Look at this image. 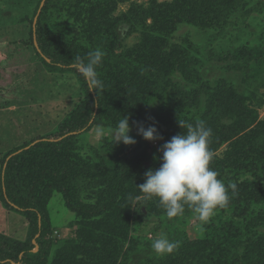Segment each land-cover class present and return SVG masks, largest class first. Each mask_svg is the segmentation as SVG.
<instances>
[{
	"label": "trees",
	"instance_id": "obj_1",
	"mask_svg": "<svg viewBox=\"0 0 264 264\" xmlns=\"http://www.w3.org/2000/svg\"><path fill=\"white\" fill-rule=\"evenodd\" d=\"M58 3L39 0L28 31L25 27L19 30L23 34L21 43L15 44L12 38L4 43L7 47L0 45L1 54L5 55L3 49L9 53L4 57L7 66L18 55L20 60L12 66L35 64L58 75L57 81L59 76H74L82 97L51 133L24 140L0 158V203L4 209L21 214L27 225L24 241L0 232V264H44L51 249L55 264H131L137 251L152 244L141 235L145 218L140 206L159 223L196 217L185 206L182 216L169 219L158 198L143 199L138 187L145 182L148 169L160 167V153L145 147L129 158V148L122 142H112L109 134L94 144L87 138L97 126H102L105 134L110 132L124 115L129 118L130 128L143 127L142 113L148 104H154V119L161 127L156 128L155 135L166 142L185 131L179 121L187 125L195 124L197 119L212 129V153L223 142L235 138L227 155L222 159L214 157L210 167L226 186L234 183L237 187L235 195L229 189L228 205L198 227L201 238L179 241L175 256L137 259L134 264H264V232L257 231L264 226V216L257 221L260 211L256 212L264 204V121L257 123V109L263 100L256 98L252 102L255 88L258 90L264 82V23H258L252 32L249 23L246 31L238 35V40L243 41L252 37L257 43L254 46L245 43L233 51V47H226L218 52L219 62H227L229 77L242 76V86L238 88L225 79L213 89L203 82L198 70L210 65L212 56L204 58L201 49L210 42L204 47L189 39L179 44L171 42L180 26L211 32L213 39L225 38L234 17L244 20L255 11L264 16V1L256 2L259 8L254 10L255 4L247 0H171L142 16L123 15L107 30L111 36L108 43L93 44H83L84 40L76 43L75 38L68 41L49 28L50 20L45 14ZM0 6L10 5L4 1ZM9 11L11 8L6 10L8 14ZM20 17H12L11 23ZM97 17L94 20L98 21ZM147 17H152L149 25ZM125 26H130L128 31L140 26L143 33L136 57L128 56L120 62L109 44ZM96 48L105 53L97 68L104 87L97 92L88 91L83 77L73 67L77 56L86 61L87 53ZM175 73L181 74L184 86L174 89L170 78ZM250 80L254 86L248 84ZM256 80L259 84L255 85ZM20 85L18 95L27 90V86ZM146 162L150 164L144 167ZM55 193L61 195L65 208L75 214L77 221L73 235L63 239L54 236L48 212ZM136 198L140 200L134 203ZM259 237L260 244L255 240Z\"/></svg>",
	"mask_w": 264,
	"mask_h": 264
},
{
	"label": "rangeland",
	"instance_id": "obj_2",
	"mask_svg": "<svg viewBox=\"0 0 264 264\" xmlns=\"http://www.w3.org/2000/svg\"><path fill=\"white\" fill-rule=\"evenodd\" d=\"M4 1L10 6L5 8L0 6V45L3 48L7 47L4 43L7 44V40L9 41L12 38H15V44L21 43L22 39L20 38L23 37V34H21L19 30H21V27H25L28 31L30 27L29 19L31 18L33 10L39 0H0V4ZM58 1V6L55 8L53 5V7L45 14V16L50 20L48 21L50 22L49 28L52 31L57 32L58 36L62 35L65 37L68 41L75 38L76 43H81L84 40L82 42L83 44L88 42L93 44L97 41H109L111 36L107 33V30L110 29V25L113 24L116 19H120L123 15L127 14L126 16H129V13H133L140 14V16H142L145 14L144 12L150 13L155 9V7H157V5L170 2L171 0ZM247 1H249L252 5L256 2L264 0ZM10 8L12 12L9 11L10 13L8 14L6 10ZM252 8L257 10L259 7L255 4ZM256 12L259 11L253 12L249 18L244 20L240 16L234 17L228 27L229 29L225 38H221L219 36L216 39H213L211 32H204L188 26H180L175 34L172 35L171 42L179 44L183 40L189 39L194 44H199L201 46H203L206 42H210L205 44V47L203 46L204 49H201V53L204 55V58H207V55L208 57L209 55L212 56L211 64L201 66L198 70V73L202 76L203 82L210 86L211 89L216 86L219 80L224 79L235 84V88H238L237 85L241 87L242 85L240 79L242 76L237 74L229 77V73L226 72L227 62H219L218 52L222 48L226 47H233L231 48L233 51L237 49L240 44L244 45L247 43L251 46L257 44L253 42L252 37H248L249 41H243L242 39L238 40L240 31H246V27L249 23L250 32L255 29L254 27L258 23H264V16L259 15ZM94 14L96 16H94ZM20 15L21 17L17 22L11 23L12 17L17 18ZM94 17H97L98 21L94 20ZM100 18L102 20H100ZM150 23H152V17H147L146 24L149 25ZM129 27L130 26H125L120 29L118 38L114 40V43L112 40L109 44V47H113L114 49V56L119 58L118 61L120 60V62H125L128 56L135 55L138 52V48L141 46V36L143 30L140 26H137V29L128 31ZM107 43H105V45H107ZM3 51L5 52V55L0 53V57L2 59L9 55V53L4 49ZM32 57H34V55H32ZM2 59H0V158L6 150L14 148V146L19 145L24 140L26 141L36 136L39 137L51 133L57 124L73 109L74 104L82 98L81 93H79L80 90L78 83L75 81L74 76H59L60 78L57 81L56 77L58 75H53L35 64L31 66H27V64L12 66L20 60L18 55L16 56L17 60H13L9 64L11 66L6 65L5 58L3 60ZM125 65L126 63L122 66ZM36 67H39V70L38 68L36 69ZM170 79L171 84L175 86L174 89L178 86H184V81L182 80L183 78L180 73H175L173 78ZM22 81H24V83H21ZM62 83L63 86H60ZM257 83L259 84L256 80L255 85ZM248 84L254 86V82L252 83L251 80ZM18 85L27 86V90L18 95ZM54 87L56 88L54 89ZM255 92L257 96L254 94L252 102L255 103L256 98H261L263 100L262 106L257 109L258 123L264 121V82L261 87H258V90L255 88ZM153 106L154 104H148L146 110L142 113L143 128L147 126L161 128L160 124H157L154 119L156 116V108ZM138 128L132 127L129 132V135L136 141V143H134L135 145L124 144L127 148H129V158L138 154L145 147L150 150H155L157 153L162 155V152L158 151V149H160L166 142L165 139L156 138L152 141H146L138 134ZM257 128H259V125ZM107 134H109V130L105 135ZM87 138L90 143L94 144L100 137L95 135V131H91L88 133ZM234 140L235 138L232 139V142H223L220 148L213 152V158L217 157L222 159L225 155H227L230 149L229 145L232 144ZM134 146H136L135 149L133 148ZM149 164L150 162H146L143 166L146 167ZM143 199L145 200L144 197ZM138 200H140V198H136L133 202L135 203ZM251 208L255 211L254 207ZM140 210L143 212L145 218V222L143 224L145 231L141 233V235L145 237L143 239L144 241L151 240L150 242L152 243L160 232L166 233L168 239L170 241L173 240V242H181V240L184 239L193 241L201 238L202 236L200 230L198 229L201 222L197 221L194 216L192 218H184V220H170L171 224L168 222L159 223L156 218L148 215L143 206H140ZM258 211H260V214L257 221L264 216V204L259 205L256 212ZM48 212L51 225L54 228L55 237L63 239L73 235L77 222L75 220V214L65 208L60 194H53L48 204ZM227 216H230V213H228ZM79 220L81 222L85 219L80 218ZM159 224L161 226H159ZM156 227L157 230L154 231L153 228ZM257 231L259 233L264 232V226ZM0 232L5 236L18 241H24L27 238V225L24 223L23 216L17 212L4 209L1 203ZM255 240L258 244H260L262 238L259 237ZM126 247L127 245L124 248L126 249ZM37 250L38 248H35L33 252L36 253ZM137 252L139 254L136 255L135 259H132L130 262L131 264H134L137 259L140 261H146L148 259H156L164 256H157L151 249V246L149 248H143L142 251ZM177 254L178 252L175 250L173 253L166 255L175 256ZM43 260L45 262L44 264H55L56 259L54 257V249H51ZM57 260H59V257H57Z\"/></svg>",
	"mask_w": 264,
	"mask_h": 264
},
{
	"label": "clouds",
	"instance_id": "obj_3",
	"mask_svg": "<svg viewBox=\"0 0 264 264\" xmlns=\"http://www.w3.org/2000/svg\"><path fill=\"white\" fill-rule=\"evenodd\" d=\"M104 56V51L96 48L87 53L86 61L77 56L73 62V67L86 82L88 91L103 90L104 84L97 68L101 66ZM179 125L185 131L171 137L158 149L162 152L160 167L148 169L144 174L145 182L138 188L145 199L158 198L169 219L182 216L187 206L201 224H206L218 209L228 205L229 189L235 195L237 186L234 183L226 186L223 180L218 179V172L210 167L213 159L209 148L212 129L205 121L197 119L195 124L187 125L179 121ZM130 131L129 118L124 115L109 135L112 142L131 145L136 141L129 135ZM156 131L154 126L138 128V134L146 141L156 139ZM95 135L103 137L104 128L97 126ZM178 247L179 242L170 241L164 232H160L151 244L157 256L171 254Z\"/></svg>",
	"mask_w": 264,
	"mask_h": 264
},
{
	"label": "water",
	"instance_id": "obj_4",
	"mask_svg": "<svg viewBox=\"0 0 264 264\" xmlns=\"http://www.w3.org/2000/svg\"><path fill=\"white\" fill-rule=\"evenodd\" d=\"M42 7V4H41V6H40V8ZM40 11V10H39ZM39 13V12H38ZM36 22V19L34 20V23Z\"/></svg>",
	"mask_w": 264,
	"mask_h": 264
}]
</instances>
